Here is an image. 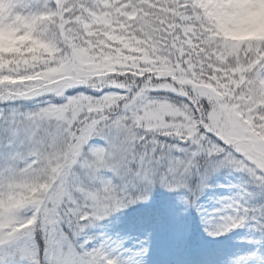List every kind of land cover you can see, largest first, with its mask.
Masks as SVG:
<instances>
[{"label":"snow or ice","instance_id":"6c2138e0","mask_svg":"<svg viewBox=\"0 0 264 264\" xmlns=\"http://www.w3.org/2000/svg\"><path fill=\"white\" fill-rule=\"evenodd\" d=\"M264 0H0V264H264Z\"/></svg>","mask_w":264,"mask_h":264},{"label":"clouds","instance_id":"9594fccd","mask_svg":"<svg viewBox=\"0 0 264 264\" xmlns=\"http://www.w3.org/2000/svg\"><path fill=\"white\" fill-rule=\"evenodd\" d=\"M221 35L226 40L237 42L264 37V9L222 24Z\"/></svg>","mask_w":264,"mask_h":264}]
</instances>
